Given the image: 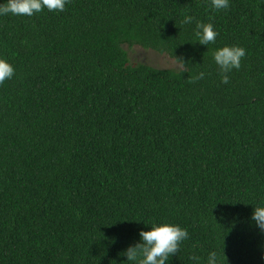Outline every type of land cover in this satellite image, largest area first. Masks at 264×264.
<instances>
[{"label":"trees","instance_id":"obj_1","mask_svg":"<svg viewBox=\"0 0 264 264\" xmlns=\"http://www.w3.org/2000/svg\"><path fill=\"white\" fill-rule=\"evenodd\" d=\"M224 46L246 50L228 84ZM134 47L182 69L131 65ZM0 58V264H124L161 223L189 233L168 264H264V0H70L0 16Z\"/></svg>","mask_w":264,"mask_h":264},{"label":"clouds","instance_id":"obj_2","mask_svg":"<svg viewBox=\"0 0 264 264\" xmlns=\"http://www.w3.org/2000/svg\"><path fill=\"white\" fill-rule=\"evenodd\" d=\"M69 2L70 0H6L5 3L0 4V16L32 17L44 9L63 12ZM210 6L216 11L226 10L230 6V0H210ZM193 22L194 17L192 16H186L183 21L184 24ZM217 35L213 24L195 22L193 37L199 45L206 47L214 43ZM245 55L246 50L239 46H224L213 51L212 60L219 69L222 84L230 82L229 74L233 70L240 69L241 60ZM179 61L183 63L182 60ZM14 74L13 66L6 59L0 58V85H3L6 80H11ZM205 75V72H200L194 80H202ZM251 220L260 232H264V204L253 207ZM138 237L136 244L129 246L120 254L126 257L124 264H168L170 257L179 251L181 243L189 238V233L187 229L178 225L161 223L153 225L148 231H140ZM190 259L193 264H201V257L197 255L191 256ZM206 264H219L216 251L209 252Z\"/></svg>","mask_w":264,"mask_h":264},{"label":"rangeland","instance_id":"obj_3","mask_svg":"<svg viewBox=\"0 0 264 264\" xmlns=\"http://www.w3.org/2000/svg\"><path fill=\"white\" fill-rule=\"evenodd\" d=\"M127 49V48H126ZM131 65L143 64L159 69L180 70L182 67L166 55H159L152 51H146L134 47L128 53Z\"/></svg>","mask_w":264,"mask_h":264}]
</instances>
